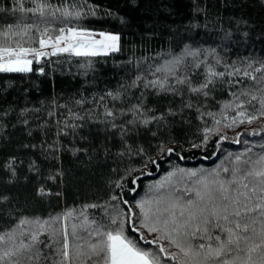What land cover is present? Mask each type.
Wrapping results in <instances>:
<instances>
[{"label": "snow or ice", "instance_id": "obj_1", "mask_svg": "<svg viewBox=\"0 0 264 264\" xmlns=\"http://www.w3.org/2000/svg\"><path fill=\"white\" fill-rule=\"evenodd\" d=\"M100 11L101 6L89 0H16L14 8L0 7V13L14 16L13 22L0 23V73H29L34 62L41 64L65 54L83 58L81 67L86 68L92 58L120 53V34L81 23ZM128 63L133 75L115 89L73 99L78 110L60 105L65 108V119L56 121L63 125L57 136L75 134L86 124L96 123L119 136L124 150L131 153L125 139L131 131L178 114L171 108L157 114L146 103L149 95L162 94L179 97L180 111L194 110L200 119H213V127L203 130L205 144L210 134H220L222 121H227L225 128L257 127L233 138L221 136V140L241 143V136L264 133V57L225 60L216 48L185 45L163 62ZM39 71L43 73V67ZM218 90L229 98L219 102L220 112L215 113L205 105L215 100ZM8 114L0 110V128ZM40 147L53 153L59 150L54 144ZM158 151L179 155L163 142ZM142 153L144 149L137 146L135 154ZM17 162L11 157L0 167L14 177ZM32 169L39 171L35 162L30 164ZM62 175L57 171L46 179L56 183ZM113 187L121 191L105 204L66 208L48 217L0 212V264H264V151L253 153L249 147L229 154L226 165L209 172L178 169L155 185L151 195L132 203L124 198V190L135 192V187L127 188L123 179L114 181ZM36 195L61 193L41 185ZM9 199L0 194V205ZM89 209H100L99 218L95 213L90 216Z\"/></svg>", "mask_w": 264, "mask_h": 264}, {"label": "trees", "instance_id": "obj_2", "mask_svg": "<svg viewBox=\"0 0 264 264\" xmlns=\"http://www.w3.org/2000/svg\"><path fill=\"white\" fill-rule=\"evenodd\" d=\"M89 3L99 4L102 11L81 23L96 31L120 34V53L92 58L86 68L81 67L85 63L83 58L65 54L46 58L41 64L34 62V70L29 73H0V110L9 113L0 128V165L11 157L18 161L14 177L0 167V194L10 198L0 205V212L48 217L66 208L105 204L111 195L121 191L113 187L117 179H123L127 188L135 187V192L124 190V198L132 203L151 195L155 185L165 182L169 173L178 169L209 172L226 165L229 154H238L249 147L253 153L264 151L261 147L264 133L241 136V143L221 140V136L233 138L238 132H251L257 127L225 128L227 121L219 126V135L210 134L207 143H203V130L213 127V119L207 116L200 119L194 110L180 111L181 99L163 94L149 95L146 103L157 114L166 113L169 108L178 114L165 115L164 121L131 131L125 138L133 150L131 153L124 150L119 136H112L96 123L86 124L75 134L57 136L63 125L56 121L65 119V108L60 105L78 110L72 104L73 99L115 89L121 80L133 75L129 61L163 62L185 45L216 48L225 60L264 57V0H89ZM15 6L16 0H0V7L6 10ZM105 11L111 15H104ZM0 17L3 18L0 23L14 20L11 12L0 13ZM226 35L229 39H225ZM41 67L43 73L39 71ZM213 95L215 100H209L205 107L219 113V102L229 96L221 90ZM161 142L175 148L179 155L161 154L158 151ZM42 144H54L59 150L53 153L40 147ZM194 144L200 147H193ZM137 146L144 153L135 154ZM77 148L81 151H75ZM149 157L156 163H151ZM32 162L38 172L29 170ZM130 169L134 171L127 175ZM57 171L63 175L56 183L46 179ZM135 177L139 178L133 184ZM41 185L61 195L39 197L36 189ZM88 211L90 216L95 213L99 218L100 209Z\"/></svg>", "mask_w": 264, "mask_h": 264}]
</instances>
